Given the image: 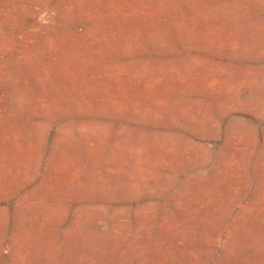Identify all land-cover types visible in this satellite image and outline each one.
I'll return each mask as SVG.
<instances>
[{
	"label": "rangeland",
	"instance_id": "obj_1",
	"mask_svg": "<svg viewBox=\"0 0 264 264\" xmlns=\"http://www.w3.org/2000/svg\"><path fill=\"white\" fill-rule=\"evenodd\" d=\"M0 264H264V0H0Z\"/></svg>",
	"mask_w": 264,
	"mask_h": 264
}]
</instances>
